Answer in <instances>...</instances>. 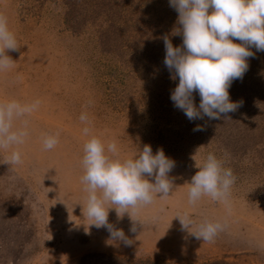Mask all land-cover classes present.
<instances>
[{
  "label": "rangeland",
  "instance_id": "rangeland-1",
  "mask_svg": "<svg viewBox=\"0 0 264 264\" xmlns=\"http://www.w3.org/2000/svg\"><path fill=\"white\" fill-rule=\"evenodd\" d=\"M0 13L20 46L9 52L14 68L0 72V102H41L27 118L22 164H4L0 150V264H96L109 257L264 264V51L252 47L248 70L231 83L235 111L189 120L171 100L179 78L164 63L163 37L183 44L169 0H0ZM193 97L198 108L199 93ZM82 113L92 133L117 142L120 158L150 145L174 162L173 193L142 210L136 232L127 214L109 209V223L131 244L112 240L83 216L81 160L89 137ZM45 133H59L51 150L43 148ZM208 153L236 177L231 213L209 197L188 203V183ZM185 211L197 224L219 221L225 228L204 242L182 230L175 217Z\"/></svg>",
  "mask_w": 264,
  "mask_h": 264
},
{
  "label": "clouds",
  "instance_id": "clouds-1",
  "mask_svg": "<svg viewBox=\"0 0 264 264\" xmlns=\"http://www.w3.org/2000/svg\"><path fill=\"white\" fill-rule=\"evenodd\" d=\"M178 12L182 26L183 44L174 47L165 36L164 63L174 73L179 83L171 94L174 106L182 110L189 120L219 119L221 114L236 110L231 102L229 88L236 79H242L248 70V58L257 51H264V0H169ZM241 43H235L234 41ZM19 44L8 25V18L0 13V72L14 68L15 61L9 52L19 51ZM19 79V78H18ZM200 95L197 108L193 93ZM40 100L22 103L16 99L0 102V150L7 154L4 164H22L21 145L29 135V120L37 111ZM83 134L89 138L83 144L81 182L86 193L82 204L83 216L97 228H106L112 240L131 244L123 230L108 221L109 209L117 216L127 214L133 222L130 231L136 232L142 210L155 199L168 198L174 190L169 173L174 162L162 149L153 154L145 145L132 157L120 158L115 140L105 143L92 133L86 113L80 116ZM196 130H200L197 128ZM44 150H51L59 143V133H45L41 137ZM197 162V161H196ZM199 169L188 183V203L196 205L203 197L221 203L231 213V189L236 177L225 161L208 153ZM154 177V182L151 178ZM113 205V207H106ZM182 230L188 231L204 242H214L225 228L219 221L204 220L196 223L189 212H180ZM195 228V231L192 229Z\"/></svg>",
  "mask_w": 264,
  "mask_h": 264
},
{
  "label": "trees",
  "instance_id": "trees-1",
  "mask_svg": "<svg viewBox=\"0 0 264 264\" xmlns=\"http://www.w3.org/2000/svg\"><path fill=\"white\" fill-rule=\"evenodd\" d=\"M104 259L101 262H95L96 264H167L165 262H152L151 260L141 261V260H127V259H119L117 257H109Z\"/></svg>",
  "mask_w": 264,
  "mask_h": 264
}]
</instances>
